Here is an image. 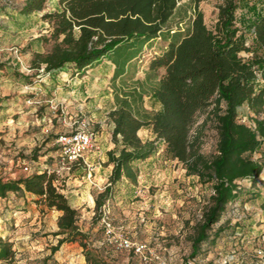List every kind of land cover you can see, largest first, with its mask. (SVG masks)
<instances>
[{"label": "rangeland", "instance_id": "1", "mask_svg": "<svg viewBox=\"0 0 264 264\" xmlns=\"http://www.w3.org/2000/svg\"><path fill=\"white\" fill-rule=\"evenodd\" d=\"M25 2L0 0V181H19L42 171V166L54 171L57 138L73 132L86 120L97 133V149L71 172L57 175L56 185L79 212V227L89 236L91 248H106L103 255L111 264H145L132 253L106 244L103 219L108 217L117 233L126 234L134 243L148 245L165 264H264V174L255 186L251 180L238 183L241 195L228 205L210 232L214 239L221 229L220 237L216 242L204 243L193 258L196 228L211 204L214 190L211 184L189 176L184 164L173 159L167 146L156 140L151 127L143 128L139 137L145 143L155 142L157 152L147 161L134 164L137 183L123 178L104 199L101 210L97 208L101 195L111 186L114 170L109 164V152L117 149L112 143L115 126L110 119L116 109V92L144 82L151 62L162 55L168 44L163 38L152 41L117 80L116 67L109 59L83 75L73 76L72 70L53 76L45 73L44 67L40 71L34 68L36 55L50 52L56 43L52 41L54 35L60 43L69 31L56 20L44 18L59 10L55 3L48 1L43 12L26 17L21 14ZM222 2L182 1L168 28L188 30L198 10L204 14L206 25L214 29ZM250 3L264 12V0H249ZM249 4L240 3L239 18L249 17L245 8ZM246 37L251 51L243 53L242 58L252 61L263 56L254 35L246 31ZM164 74L161 71L157 81ZM259 76L264 87V71ZM154 85L146 86L144 103L151 114L162 109L152 94ZM239 112L241 124L255 127L257 116L247 105ZM217 144L218 132L209 123L202 146L206 158L217 155ZM262 157L264 147L254 159ZM14 195L0 197V236L15 247L21 264H87L80 243L64 245L45 262L52 255L51 248L58 245L59 238L54 236L58 220L55 214L47 220L40 216L37 223L24 226L26 221H19L9 204V200H15Z\"/></svg>", "mask_w": 264, "mask_h": 264}, {"label": "trees", "instance_id": "2", "mask_svg": "<svg viewBox=\"0 0 264 264\" xmlns=\"http://www.w3.org/2000/svg\"><path fill=\"white\" fill-rule=\"evenodd\" d=\"M50 0H26L21 14L29 17L44 11ZM59 10L45 15L68 30L62 42L56 41L47 54H37L34 68L56 76L73 72L83 75L105 59L116 67L114 80L123 77L131 64L152 41L163 38L167 49L150 64L144 82L116 92V109L110 119L115 128L109 152L114 166L110 187L97 202L101 210L104 199L123 178L137 183V162H145L157 152L155 142H143L139 132L151 127L157 141L167 146L173 159L186 167L189 176L202 184H211L214 196L193 239V258L200 247L214 239L210 236L228 205L242 193L239 182L251 180L254 186L264 174V157L254 155L264 147V87L259 72L264 71V55L245 61L243 53L251 48L246 31L254 35L264 53V12L249 0H223L218 20L210 29L204 14L196 10L188 30L168 28L178 5L185 0H57ZM195 3L213 0H193ZM249 17H238L240 3ZM47 40V39H45ZM0 68L1 65H0ZM165 74L158 80L159 73ZM160 103V112L151 114L145 107L146 86ZM247 105L257 116L255 127L239 121L240 108ZM202 117H206L199 124ZM263 118L262 120L259 118ZM211 123L218 132L217 155L208 159L202 153L205 128ZM119 150V154H117ZM57 175L34 174L19 181H0V197L28 193L38 207L61 212L58 220V245L51 248L48 263L64 245L80 243L87 264H111L106 248L93 249L89 236L79 227V212L56 185ZM105 246H107L105 244ZM0 264H21L15 247L0 236Z\"/></svg>", "mask_w": 264, "mask_h": 264}, {"label": "built area", "instance_id": "3", "mask_svg": "<svg viewBox=\"0 0 264 264\" xmlns=\"http://www.w3.org/2000/svg\"><path fill=\"white\" fill-rule=\"evenodd\" d=\"M90 126V123L85 120L73 132L57 138L56 169L48 171L50 175L71 172L74 167L85 162L88 153L97 149V133ZM25 170L29 172L28 168ZM103 227L107 245H113L121 252L132 253L145 264H165L161 257L153 252L148 245L134 243L126 234L117 233L110 218L105 217L103 219Z\"/></svg>", "mask_w": 264, "mask_h": 264}, {"label": "crops", "instance_id": "4", "mask_svg": "<svg viewBox=\"0 0 264 264\" xmlns=\"http://www.w3.org/2000/svg\"><path fill=\"white\" fill-rule=\"evenodd\" d=\"M50 1L55 3L59 7L57 0H50ZM114 128L115 127H113V130ZM55 165H56V160H55ZM40 169H42V171H38L36 174H43L45 172L51 171L49 166H42ZM14 198H15L14 201L9 200V204L14 207L13 212L17 215L16 217L18 218V220L21 221L22 223L26 221L24 226L29 225V224H34V222L37 223L38 218L40 216L44 217V220L51 218L53 214H55L57 220H59V218L62 216L61 212L49 211L47 209H43L42 207H38L34 202L35 197L28 193L15 194ZM58 231H59V228H58ZM56 238H59V237H56Z\"/></svg>", "mask_w": 264, "mask_h": 264}]
</instances>
